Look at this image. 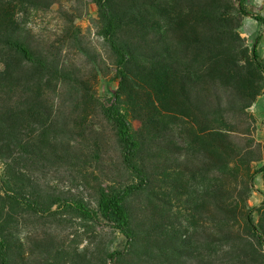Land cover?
Listing matches in <instances>:
<instances>
[{
    "label": "trees",
    "instance_id": "1",
    "mask_svg": "<svg viewBox=\"0 0 264 264\" xmlns=\"http://www.w3.org/2000/svg\"><path fill=\"white\" fill-rule=\"evenodd\" d=\"M38 1L0 0V88L30 80L37 85L45 75L54 73L66 75L52 66L47 56L34 51L15 17L18 8L37 5ZM92 2L99 33L115 57L117 83L107 93L108 102H101V112L113 126L123 163L137 181L101 187L96 208L82 200L67 202L60 197L42 203L25 192L26 174L10 159L0 174V197L39 214L54 212V206H66L81 218L112 228L123 245L108 252L106 264H264V216L256 221L250 208L237 215L245 229H233L230 214L237 206L232 210L227 202L219 205L225 214L224 229L208 233L203 244L206 251L215 242L223 241L230 247L224 254L215 255V249L199 252L194 238L198 229H178L173 222L156 219L143 222L130 201L134 195L144 194L148 206L155 210L159 202L169 206L171 196L182 194L174 186V176L190 170L189 157L182 160L181 169L168 166L164 160L185 146L172 137L173 123H181L187 132L188 148L201 152L203 170L215 166L227 170L238 161L249 165V161L257 160L251 149L230 141L227 116L247 112L264 88L261 36L250 48L244 46L240 17L230 0ZM239 6L242 11L243 5ZM97 73L101 75L99 69ZM39 96L26 97L35 99L31 108L42 106ZM23 116L24 112L18 115L8 102L0 103V153L20 141L16 130ZM136 120L141 123L138 130L134 128ZM257 173H264V165L249 172V179ZM223 192L227 189L215 186L206 195ZM251 192L247 181L242 189L244 204ZM4 229L0 223V264H13Z\"/></svg>",
    "mask_w": 264,
    "mask_h": 264
},
{
    "label": "rangeland",
    "instance_id": "2",
    "mask_svg": "<svg viewBox=\"0 0 264 264\" xmlns=\"http://www.w3.org/2000/svg\"><path fill=\"white\" fill-rule=\"evenodd\" d=\"M230 1L240 17L244 46L250 48L261 36L259 50L264 59V20H260L264 17V0ZM16 11L15 17L34 51L47 56L52 66L66 75L54 73L45 75L37 85L30 80L0 88V103L8 102L18 115L24 112L16 130L21 142L0 153V174L12 159L14 167L26 174L25 192L40 202L60 197L67 202L82 200L96 208L101 187L128 185L137 179L124 165L115 130L101 112V102H108L107 93L117 82L115 57L99 33L95 5L92 0H39L37 5ZM30 95H40L42 106L31 108L35 99H26ZM227 124L230 141L251 149L257 160L249 161V165L238 161L227 170L218 166L203 170L201 152L193 153L188 148L187 132L181 123H173L172 137L185 146L164 160L168 166L181 169L182 160L189 157L190 170L174 176V186L182 194L171 196L169 206L159 202L155 210L148 206L144 194L130 199L143 222L156 219L173 222L178 229H198L194 238L203 254L215 249V255H222L230 247L221 241L206 251L203 244L208 233L224 229L225 214L219 205L227 202L232 210L237 206V211L230 214L234 216L233 229H245L242 217L237 215L247 211L246 207L256 221L264 216V173L249 179V172L264 165V88L247 112L227 116ZM140 125L134 121L135 130ZM247 181L252 192L244 204L242 189ZM215 186L227 189V193L206 195ZM53 210L39 214L10 205L0 197V223L11 243L13 264H106L108 252L122 248L119 234L107 225L81 218L66 206H54Z\"/></svg>",
    "mask_w": 264,
    "mask_h": 264
}]
</instances>
